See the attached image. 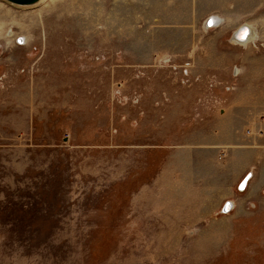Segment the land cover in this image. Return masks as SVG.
Returning <instances> with one entry per match:
<instances>
[{"label":"rangeland","instance_id":"1","mask_svg":"<svg viewBox=\"0 0 264 264\" xmlns=\"http://www.w3.org/2000/svg\"><path fill=\"white\" fill-rule=\"evenodd\" d=\"M14 4L0 0V264H264V161L228 210L211 196L226 176L185 161L239 158L225 125L243 142L244 107L264 116L243 51L216 48L246 22L255 39L236 45L262 50L264 0ZM202 10L231 17L225 35L199 34Z\"/></svg>","mask_w":264,"mask_h":264},{"label":"crops","instance_id":"2","mask_svg":"<svg viewBox=\"0 0 264 264\" xmlns=\"http://www.w3.org/2000/svg\"><path fill=\"white\" fill-rule=\"evenodd\" d=\"M163 1V0H162ZM170 6V5H169ZM170 7H168L169 9ZM205 11V12H204ZM212 10H202L196 15V24L198 27L199 34L202 33V30H208L211 32H214L218 35H225L226 30L229 28V25L232 23V20H230V16L216 13L220 16H217L216 18L219 19L218 23L213 27L206 28L203 25V19H205L207 16H209ZM249 22V21H248ZM198 32H196V35ZM197 39V38H196ZM200 39V38H199ZM206 43V42H205ZM231 45V46H230ZM234 45V46H233ZM227 49H234V50H241L243 51V55L240 57L241 59H238L237 57H232L233 60L230 59V62L236 61L239 65L243 67V74L244 76L248 75V79L251 80H257V81H264V48L260 51L254 52L253 48L251 46L240 47L236 45V43H231L230 41L226 43L225 45H218L216 48L219 51L226 50ZM185 48H193L191 46H186ZM208 47L204 44V42L195 43L194 50L195 55L197 56V52L203 51L207 49ZM253 51V52H252ZM200 52L198 53V55ZM262 95V94H261ZM259 95V96H261ZM251 97V94L244 91V97ZM244 112V119L247 121L250 119V123L253 126L252 128L250 126L247 127L248 132L244 133L243 142L241 140L242 133L238 130V126L233 124L229 125L227 123L225 125L226 128H229V132L227 133V137L231 143L240 142L243 145L242 153L241 155H236L230 159L229 155H222L221 158H218L215 154L213 157L211 156V149H207L205 153H202L204 150L203 147L200 148V152L197 153H191L190 155L186 156V163L188 165H191L190 168L196 169L199 167L200 162L202 163V155L203 158H205L207 169H212L211 177H218L222 178L223 176H226V181L221 182L222 185L226 186V190L219 194V192H212L211 196L214 195L213 202L214 207L217 208V206L220 208L222 204L225 202V200H231L229 197L231 196V191L233 187H235L236 181L241 180V178L247 174L248 178L246 180V186H251L252 189L261 187L262 184V178L258 176V171L260 169V164L264 161V116L261 114L257 118H251V115L249 114V111L247 110ZM239 131V132H238ZM256 133L257 135H254ZM263 134V135H262ZM260 135V136H258ZM253 136V137H252ZM222 143V142H221ZM199 155H201V158L199 159ZM237 160L242 161L241 166L234 167V162H237ZM187 165V169H188ZM194 165V166H193ZM229 170V172L227 171ZM227 173V174H226ZM171 176H174L171 174ZM253 177V179H251ZM187 178V177H186ZM175 179V178H174ZM188 179V178H187ZM215 183H220L219 181H216ZM251 187H249L251 189ZM231 190V191H230Z\"/></svg>","mask_w":264,"mask_h":264},{"label":"bare ground","instance_id":"3","mask_svg":"<svg viewBox=\"0 0 264 264\" xmlns=\"http://www.w3.org/2000/svg\"><path fill=\"white\" fill-rule=\"evenodd\" d=\"M43 0H38V1H36L37 2V4L38 3H40V2H42ZM8 2L9 3H12V4H14L15 2H12V1H9L8 0ZM35 3V2H34ZM18 3H15L14 5H17ZM32 4V3H31ZM19 5H21V4H18L17 6H19ZM22 6H26L25 4H22ZM210 17H213V16H211V15H209ZM208 17V16H207ZM206 17V18H207ZM205 18V19H206ZM240 26H242V27H240ZM240 26H239V28H237V29H235L234 30V33H233V42H235V43H240V44H242V43H245L246 41H248V40H250V39H252V38H254L255 39V30H254V27H252L251 26V24H249V23H246V22H243V23H241L240 24ZM12 33V32H11ZM8 35H10L9 34V32H8ZM245 35V36H244ZM22 39L23 38H21V37H18L17 38V41H19L20 43L22 42ZM253 40V39H252ZM248 178V177H247ZM247 180V179H246ZM244 183V187H245V184H246V182H243ZM232 202H231V200H228V202H225V208H223L224 210H228L229 208L231 209L232 208Z\"/></svg>","mask_w":264,"mask_h":264},{"label":"water","instance_id":"4","mask_svg":"<svg viewBox=\"0 0 264 264\" xmlns=\"http://www.w3.org/2000/svg\"><path fill=\"white\" fill-rule=\"evenodd\" d=\"M9 1H12V2H15V3H18V4H31V3H34V2H36L38 0H9ZM240 27H242V26H240ZM247 177H248V175L244 176V178L242 179L239 187L242 188L244 186V183L243 182H246ZM226 202H228V201H226ZM223 208H225V206Z\"/></svg>","mask_w":264,"mask_h":264},{"label":"built area","instance_id":"5","mask_svg":"<svg viewBox=\"0 0 264 264\" xmlns=\"http://www.w3.org/2000/svg\"><path fill=\"white\" fill-rule=\"evenodd\" d=\"M217 18L216 17H210V16H208L206 19H204V26L206 27V28H208V27H213V26H215L216 24H217Z\"/></svg>","mask_w":264,"mask_h":264}]
</instances>
